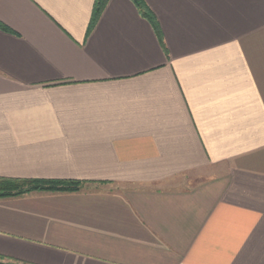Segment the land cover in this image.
<instances>
[{
	"label": "crops",
	"instance_id": "0c3cea01",
	"mask_svg": "<svg viewBox=\"0 0 264 264\" xmlns=\"http://www.w3.org/2000/svg\"><path fill=\"white\" fill-rule=\"evenodd\" d=\"M95 5L0 0V178L84 184L0 198V264H264V0Z\"/></svg>",
	"mask_w": 264,
	"mask_h": 264
},
{
	"label": "trees",
	"instance_id": "16d2710c",
	"mask_svg": "<svg viewBox=\"0 0 264 264\" xmlns=\"http://www.w3.org/2000/svg\"><path fill=\"white\" fill-rule=\"evenodd\" d=\"M108 1L96 0L90 28L96 24ZM138 6L140 10L144 11L142 4H138ZM144 13L148 16V13ZM83 185L81 182L0 178V198L18 197L33 192H74L80 190Z\"/></svg>",
	"mask_w": 264,
	"mask_h": 264
},
{
	"label": "rangeland",
	"instance_id": "374dc122",
	"mask_svg": "<svg viewBox=\"0 0 264 264\" xmlns=\"http://www.w3.org/2000/svg\"><path fill=\"white\" fill-rule=\"evenodd\" d=\"M83 186H84V185H83ZM83 186H82V187H83ZM82 187H81V188H82ZM81 188H80V189H81Z\"/></svg>",
	"mask_w": 264,
	"mask_h": 264
}]
</instances>
